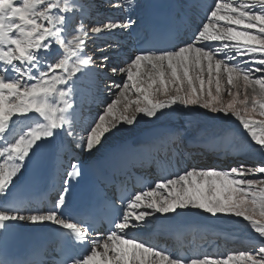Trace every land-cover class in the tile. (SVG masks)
Masks as SVG:
<instances>
[{
    "label": "snow or ice",
    "instance_id": "obj_1",
    "mask_svg": "<svg viewBox=\"0 0 264 264\" xmlns=\"http://www.w3.org/2000/svg\"><path fill=\"white\" fill-rule=\"evenodd\" d=\"M105 2L126 15L86 30L89 0H0V264H20L4 249L12 227L24 222L55 225L63 238L61 258L41 264H264V160L186 167L119 203L105 200L115 214L95 238L90 223L63 212L70 186L83 175L80 160L63 173L52 208H29L19 188L10 192L29 165L40 166L45 154L63 150L65 143L96 156L109 137L141 121L153 129L167 122L172 127L166 137L179 139L183 122L173 121L193 109L221 123L238 122L247 147L264 156V0H183L200 23L182 41L162 47L154 31L124 66H113L111 73L122 81L107 85L111 99L82 126L78 84L100 70L86 52L89 37L144 29L145 15L133 19L127 13L154 8L138 0ZM53 51L55 58L48 59ZM21 119L32 123L9 139L5 134ZM157 214L171 220L236 218L247 222L257 242L227 253L177 254L142 238Z\"/></svg>",
    "mask_w": 264,
    "mask_h": 264
},
{
    "label": "bare ground",
    "instance_id": "obj_2",
    "mask_svg": "<svg viewBox=\"0 0 264 264\" xmlns=\"http://www.w3.org/2000/svg\"><path fill=\"white\" fill-rule=\"evenodd\" d=\"M98 1H99L98 3L96 2L97 4L92 5L93 9L95 10V11L94 10L91 11V13L94 14V16H93L94 19H97V17H99V16H105L106 14L112 13L115 11L118 12V18H123L124 15H126L124 12L114 10L110 5H108L105 2V0H98ZM175 1H176V7L177 8H180V6H182V8H181L182 10H184L185 8L190 9V8L184 6L183 0H175ZM138 2L140 4L145 3V5H146L147 0H139ZM208 2H211V0H208ZM137 14L145 15L144 11L142 12L141 9H136L135 11L130 12V14L127 13V15H131V16L133 15L134 19L136 18ZM86 16H83V17L86 18ZM78 17H80V16H78ZM111 17H113V16H111ZM84 18H83V21H85L87 19V18L86 19H84ZM76 19H77V17H76ZM109 19H111V18H109ZM197 20H199V17H197ZM199 22H200V20H199ZM135 30H137V29L135 28V26H133V29L127 30V31L118 30L114 33H108L107 32V34H106L107 36L118 35L121 38L120 42H122V43H115V42H108V41H106L105 43H102V46H108V47H106V48L103 47L101 49L100 57L102 55H104V53H107V52H108V54L112 53V51H114V49L117 48V45H121V44H123V41L129 40L131 37V35H130L131 31H135ZM103 41H105V40H103ZM112 48H114V49H112ZM104 49H107V50H104ZM94 51H95V46H94V48H92V53ZM86 52H87V50H86ZM121 52H124V49H123V51L121 50ZM92 53H89V55H92ZM126 53H127L126 54L127 57L133 55L129 51H127ZM93 58H94V56H93ZM97 74L95 75L94 78H91V77L88 79L82 78L81 82L78 84V88H79V101L78 102H80V104H81L80 119H81V117L84 116L83 113L85 112V108L84 107L82 108L83 103H85V101L88 99V96H89V93L91 92V89L94 90V86L96 89V87L100 83V82H98L99 78L97 77ZM116 77H117V80H118V77L121 80L123 79L121 76H118V75ZM89 82H92V83H89ZM118 82H119V80H118ZM90 85H91V87H90ZM104 94H105V92H104ZM106 95H107V93H106ZM107 97L109 99H111L108 95H107ZM197 116L198 115H196V113H194V112H191L190 114L181 113V114L177 115V118L175 121H173V124L179 125V124H181V122H183V128L181 129L180 137H184V138L186 137L187 140H189L188 141L189 143H193V142L200 143V140L201 141L211 140L214 143H218V144L225 146V148H228V149L234 148L235 144H233L232 140H230L231 136L229 133L225 132L226 130L222 133L217 131V130H213L215 132L214 135L206 136L205 138H200L198 140L189 138V136L187 137L186 133L188 132L189 127L197 119ZM29 123H32V121L31 120H23V119L17 121L16 124L12 125L9 128L8 133H6L5 135L8 138L13 137L18 132H20L21 129L25 125H27ZM203 124L206 128L211 127V125L207 122H204ZM171 127H172V125L168 124L167 122L162 121L158 128L153 129V126L151 124H147V123L141 121L138 128H134L132 130L126 129V130H123L121 132L116 133L115 136L109 137L108 144H106L105 147L102 148L100 150V152L96 154V156L90 155L88 153H81V155L87 159H97L100 156H102L110 148L118 147V148L126 151V150H128L127 147L119 146V145L126 142V141H129V140H139V141L146 142L150 146L145 143V148H152L153 151H156L159 149H165V148L172 145L171 140H169L165 135ZM184 128L187 129L186 132L183 130ZM145 130H152V131H145ZM239 132L241 135H243L242 131L240 129H239ZM193 138L197 139L196 136H194ZM65 146H68V148H70V151H65L64 150ZM65 146H64L63 150H61V154L56 153L54 155V158H56V159H58L60 157L61 167L64 165V163L68 159V153L69 154L70 153H72V154L78 153V152L74 151L73 145L65 143ZM249 153H251V151ZM26 170H27V168H26ZM25 171L22 174V176L25 174ZM21 177H19L17 179V181L14 183V185L18 183V181L20 180ZM19 225L23 226L25 228H28V229L51 228V227L55 226L52 224L41 225V224H31V223H27V222L19 223ZM191 225H199L203 229L215 232L217 234H232L234 236L242 235L239 238L238 237L237 238L238 239H247L248 241H251V242H257V239L252 236L253 235L252 233L250 235L249 234L250 232L247 233L246 230H242L243 228L246 227L244 225H239V226H238V224H231V225L227 224L226 225L224 222H221L218 219H214V218L205 219V218H202L200 216H195V217H183V216H181V217H177L175 220L164 218L158 223V229L159 228L166 229V228H173L174 226H179L180 230H183L184 228L191 226ZM241 226H244V227H241ZM147 231L148 230H146L145 233H148Z\"/></svg>",
    "mask_w": 264,
    "mask_h": 264
},
{
    "label": "rangeland",
    "instance_id": "obj_3",
    "mask_svg": "<svg viewBox=\"0 0 264 264\" xmlns=\"http://www.w3.org/2000/svg\"><path fill=\"white\" fill-rule=\"evenodd\" d=\"M89 2H91L92 5H94V4H97L99 1L98 0H89ZM93 10L94 9L92 7L91 10L88 11L84 15V16L87 15L86 16L87 19L83 17L84 19H86L85 21H83L86 30L88 28L87 26H89V23H90V25L101 26L103 23L107 22V21H103V20H105V18H104L105 16H113L112 19H117L118 18V12L115 11V12H112V13H108L105 16H99V17H97V19H94V17H93L94 14L91 13V11H93ZM78 16H80V15L79 14L77 15V19H76L77 22H79V20H80V17H78ZM88 19H89V21H87ZM106 34H107V32H102L100 34L101 36L98 35V36L89 37V39H88V47L86 49L87 53L89 54V53H92V48H94V46H95V51L92 53L91 56L92 57L94 56L93 59L96 61L97 67L101 68L100 65H102V67H103L102 70H100L99 75H101L102 73H111V68L115 65L113 60L117 57L116 54H114V53L115 52L118 53V50L120 49V48L119 49L115 48L114 53L108 54V52H107V53H104V55H102L100 57L101 49L103 47L104 48L108 47V46H102V43L104 42L103 40L112 41V39L109 38V37H112V36H107ZM112 49H114V48H112ZM104 50H107V49H104ZM104 56L108 57L107 61H101L102 57H104ZM54 58H55V51H53V53H50L49 56H48V59H54ZM122 66H124V65H122ZM106 76H108V75H106ZM116 76L113 77L110 74L108 78H104V81L109 83V78H112L111 82L115 81L116 83H120L122 80L119 79V77H118V80H119V82H118ZM114 78H116V80ZM101 81H100V84H99V86L100 85L101 86L99 88H101L104 85V83H102ZM89 83H92V82H89ZM90 87H91V85H90ZM94 90H95V86H94ZM94 90L91 89V92L89 93L90 98L88 96L89 100L92 99V101H93V97L96 94L95 92H98L97 89H96V91H94ZM104 92H105V94L107 93L106 89L104 90ZM109 100L110 99H108V102H109ZM95 103H97V100H96ZM87 105H89V108L86 109L87 111H85L84 116L81 118V120L84 119V121L88 122L91 119V117L99 110L100 107H97L96 104L83 103L82 108L83 107L85 108V106H87ZM192 112L196 113V115H198V116H197V119L193 122V124L189 127V130L186 133L187 137L189 136V138L198 140L200 138H205L206 136L214 135L215 132L213 130H217V131H219L221 133L226 130L225 132L230 134V136H231L230 140H232L233 144H240L241 147H247L248 139H247V137L245 135H241L240 134V132H239L240 128L238 127V122L227 121L226 123H221V122H218L216 120L209 119L211 114L210 113H205V111L203 109H193ZM204 122L209 123L211 125V127H209V128L207 127L206 128L204 126V124H203ZM82 124H83V122H82ZM194 136H196L197 139L193 138ZM185 139H187V138L185 137ZM261 157L264 160V156H261ZM247 164H249V163H247ZM250 164L255 165V164H259V162L258 163H250ZM257 178H259V177H257ZM157 217H159V214H157ZM150 219L152 220V223L149 226H150V228L152 230H154L155 226H157V223H159L162 219H164V217H159V219H157L156 217H152ZM214 219H216V218H214ZM218 220H220L221 222H224L226 225L227 224H229V225L238 224V226L239 225H244L246 227L243 228L242 230H246L247 233L250 232L249 233L250 235L252 233L253 234L252 236L256 238V234L254 233V231H252L250 229V227L248 226L247 222H243L242 223V222H240L239 219H236V218H233V219L225 218V219H218ZM244 226H241V227H244ZM239 236H242V235H239ZM254 243H256V242H253L252 244H254ZM244 250H246V249H244Z\"/></svg>",
    "mask_w": 264,
    "mask_h": 264
}]
</instances>
